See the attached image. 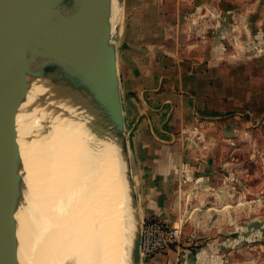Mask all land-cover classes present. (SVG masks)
Wrapping results in <instances>:
<instances>
[{"label": "rangeland", "instance_id": "1", "mask_svg": "<svg viewBox=\"0 0 264 264\" xmlns=\"http://www.w3.org/2000/svg\"><path fill=\"white\" fill-rule=\"evenodd\" d=\"M128 0H113L112 40L117 49L118 74L124 107L129 97V79L126 68L125 28L130 15ZM169 8L181 12L175 20L181 22L177 33L178 67L198 72L199 77L186 79L196 97L192 118L198 119L207 111L217 110L225 124L237 118L252 117L253 123L262 122L264 116V0H171ZM201 7H216L222 16L204 15ZM121 12V13H119ZM121 16H120V15ZM121 17V18H119ZM192 20L196 40L216 38L222 42V62H214L203 55L213 53L210 47L189 49ZM195 37V36H194ZM185 39V40H184ZM195 39V38H194ZM193 54V55H190ZM191 57V59H189ZM177 65V64H176ZM135 80V79H134ZM134 80H132L134 82ZM137 81V80H136ZM125 112L130 145L131 195L136 196L132 208V238L138 234L142 219L146 217L142 179L132 145L135 128ZM214 117V116H213ZM32 121L31 118H28ZM225 129V127H224ZM198 140V128L190 133ZM221 153L212 151L206 184L199 180V160L193 162L196 171L191 178L179 175L175 190H163L165 197L157 203L166 204L170 217L180 232V242L171 246L159 264H264V129L249 127L234 143L223 142ZM173 169L176 175L180 169ZM204 181V180H203ZM130 200H132L130 198ZM128 242V240H127ZM128 248L131 243L127 244ZM141 264H158L152 260Z\"/></svg>", "mask_w": 264, "mask_h": 264}, {"label": "bare ground", "instance_id": "2", "mask_svg": "<svg viewBox=\"0 0 264 264\" xmlns=\"http://www.w3.org/2000/svg\"><path fill=\"white\" fill-rule=\"evenodd\" d=\"M75 99L56 75L28 77L17 113L26 172L15 215L20 264L129 262L125 247L133 229L118 149L111 136L94 132L92 120L103 119L80 112ZM32 104L41 108L30 127L25 115ZM26 136L28 145L22 140Z\"/></svg>", "mask_w": 264, "mask_h": 264}, {"label": "water", "instance_id": "3", "mask_svg": "<svg viewBox=\"0 0 264 264\" xmlns=\"http://www.w3.org/2000/svg\"><path fill=\"white\" fill-rule=\"evenodd\" d=\"M68 3L64 12L62 7ZM112 13L113 0H0V264H20L15 215L26 172L17 113L28 93V77L56 75L74 93L80 112L103 119L100 123L93 119L92 125L99 136H111L118 149L123 165L119 175L123 176L131 221L136 196L130 192V145L112 40ZM39 105L26 108L25 123L30 127L40 114ZM22 140L28 145L31 138ZM143 221L134 238L131 230L127 242L131 245L125 247L128 264L145 261L140 250Z\"/></svg>", "mask_w": 264, "mask_h": 264}, {"label": "crops", "instance_id": "4", "mask_svg": "<svg viewBox=\"0 0 264 264\" xmlns=\"http://www.w3.org/2000/svg\"><path fill=\"white\" fill-rule=\"evenodd\" d=\"M169 1L128 0L130 19L125 28L124 48L126 62L131 64V68L125 70L130 73L127 74L129 91L135 95L127 99L124 109L135 128L131 143L143 178L140 189L146 202L145 216L173 225L176 222L170 217L166 204L160 206L157 203L165 198L160 196L163 190H175L170 185L177 184L179 175L182 179H190L196 171L193 162L196 159L199 160V180L204 182V187L211 189L206 180L213 173V169L209 168L212 151L218 157L223 150V142L234 143L240 135H248L250 126L255 128L262 123L264 129V116L258 124L247 116L245 120L237 118L227 121L225 125L216 117L217 110H205L203 116L192 118L196 97L184 80L198 78L199 75L191 69L184 71L178 67L182 61L178 57L183 44L177 43L176 35L182 25L175 20V15L179 16L181 12L175 11L174 7L169 8ZM200 9L204 15H208V12L216 17L222 16V11L216 7ZM188 23L191 24V38L189 43L185 41V46L188 45L189 49L201 44L205 48L210 47L213 53L203 56L221 63L222 42L216 38L214 41L203 38L198 44V41H194L197 36L194 22L188 20ZM196 127L198 140L190 135ZM176 168L180 169L178 175L173 172ZM162 258L163 255L159 254L152 261L159 264Z\"/></svg>", "mask_w": 264, "mask_h": 264}, {"label": "built area", "instance_id": "5", "mask_svg": "<svg viewBox=\"0 0 264 264\" xmlns=\"http://www.w3.org/2000/svg\"><path fill=\"white\" fill-rule=\"evenodd\" d=\"M180 242V232L158 219H144L141 232L140 250L145 260H152L171 246Z\"/></svg>", "mask_w": 264, "mask_h": 264}]
</instances>
